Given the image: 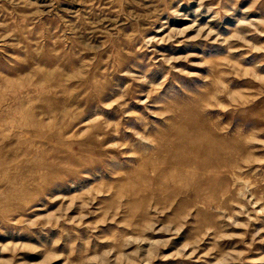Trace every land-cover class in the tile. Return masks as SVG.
Wrapping results in <instances>:
<instances>
[{
  "label": "rangeland",
  "instance_id": "374dc122",
  "mask_svg": "<svg viewBox=\"0 0 264 264\" xmlns=\"http://www.w3.org/2000/svg\"><path fill=\"white\" fill-rule=\"evenodd\" d=\"M0 264H264V0H0Z\"/></svg>",
  "mask_w": 264,
  "mask_h": 264
}]
</instances>
